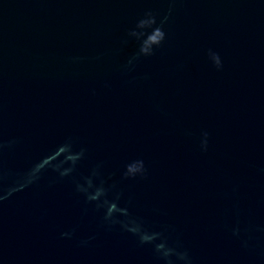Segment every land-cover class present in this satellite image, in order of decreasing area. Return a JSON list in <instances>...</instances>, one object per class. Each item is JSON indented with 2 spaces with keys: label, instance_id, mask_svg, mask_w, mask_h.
I'll list each match as a JSON object with an SVG mask.
<instances>
[{
  "label": "water",
  "instance_id": "95a60500",
  "mask_svg": "<svg viewBox=\"0 0 264 264\" xmlns=\"http://www.w3.org/2000/svg\"><path fill=\"white\" fill-rule=\"evenodd\" d=\"M0 264H264V0H0Z\"/></svg>",
  "mask_w": 264,
  "mask_h": 264
},
{
  "label": "clouds",
  "instance_id": "9594fccd",
  "mask_svg": "<svg viewBox=\"0 0 264 264\" xmlns=\"http://www.w3.org/2000/svg\"><path fill=\"white\" fill-rule=\"evenodd\" d=\"M217 65L219 66V59L217 58Z\"/></svg>",
  "mask_w": 264,
  "mask_h": 264
}]
</instances>
